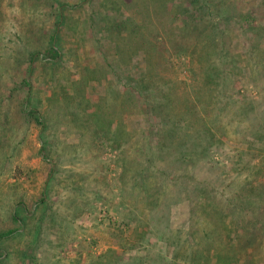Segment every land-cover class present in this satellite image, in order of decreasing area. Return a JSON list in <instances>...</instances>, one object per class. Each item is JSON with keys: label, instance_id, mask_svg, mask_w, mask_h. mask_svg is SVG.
<instances>
[{"label": "rangeland", "instance_id": "rangeland-1", "mask_svg": "<svg viewBox=\"0 0 264 264\" xmlns=\"http://www.w3.org/2000/svg\"><path fill=\"white\" fill-rule=\"evenodd\" d=\"M58 1H84L86 6L64 12L59 63L36 62L30 76V105L40 110L46 127L40 130L34 123L12 117L10 127L4 130L0 125V231L12 227L7 226L9 212L23 218L25 210H33V218L25 219L24 235L1 243L6 264H29L16 255L33 245L39 228L40 242L30 253L35 264H187L175 258V248L166 239L170 229L187 230V203L171 196L166 217H162L165 224L156 226L161 229L157 236L145 227L146 212L140 215L131 210L132 179L121 182L129 158L147 160L140 148L151 133L145 105L132 88L141 80H154L153 89L148 86L145 90L149 98L162 96L165 87L175 90L182 101H194L197 93L193 109L206 118L217 136L207 154L198 152L191 159L166 156L167 150L153 147L151 166L164 169L170 178L178 174L175 168L182 170L188 163L201 176L211 177L214 167L217 182L226 183L236 176L233 167L237 160L242 167L264 159V138L257 141L253 137L257 133L264 136V0H226L234 18L225 20L220 15L230 11L215 0L213 6H220L206 17L209 30L187 33L190 43L181 51L174 46L183 17L169 3L159 14L145 19L142 10L147 0ZM121 3L124 8L119 16L115 8ZM46 5L45 0H0V73L14 83L27 75L26 61L22 59L19 75L12 71L17 63L9 57L43 50L41 38L55 30L56 19ZM247 14L250 27L242 20ZM91 19L95 25L90 24ZM123 19L133 21L134 31L119 29L117 22ZM220 29L226 30L224 45L219 40ZM170 31L174 41L167 37ZM210 35L214 46L206 47ZM223 48L221 52L228 53L218 55ZM143 52L152 58L146 64V78ZM121 53L132 55L134 61L137 57L143 68L137 71L133 66L131 71ZM232 67L244 69L245 74L229 76ZM12 86L9 81L4 84L2 98ZM242 108L251 109L249 118L233 116ZM157 144L156 140L152 143ZM187 149V145L181 147V151ZM246 173L241 174L240 182ZM169 177L163 183L168 192ZM235 189L225 190L226 196ZM171 191L176 194L179 189ZM44 195L47 207L35 210V203ZM193 198L199 208L210 210L212 201L201 190ZM125 222L132 226L129 233V228L125 233L119 230L126 229ZM144 229L146 236L134 245ZM127 241L135 247L130 249Z\"/></svg>", "mask_w": 264, "mask_h": 264}, {"label": "trees", "instance_id": "trees-1", "mask_svg": "<svg viewBox=\"0 0 264 264\" xmlns=\"http://www.w3.org/2000/svg\"><path fill=\"white\" fill-rule=\"evenodd\" d=\"M214 1L147 0L143 2L142 13L145 19H150L154 15L153 13L159 14L165 4H171V9L177 15H182L183 17L180 37L177 38V46H174L175 50L181 51L187 48L184 47V44L187 45L190 43V37H187V33H197L201 28L203 31L209 30L210 22L206 17L212 11L218 10L220 6L219 4L213 6ZM219 2L230 11L229 14L224 16L220 15V19L225 20L228 17L234 18L231 15L232 9L229 2L226 0H219ZM45 3L51 9V15H54L56 19V27L51 36L46 34L45 37L43 36L41 38L40 44L43 50L26 51L21 53V55L16 53V56L11 55L9 57V60H14V63H17L16 67L12 68V65H9V68H12L14 72H18L19 75L21 72L20 69L23 66L22 59H24L26 61L27 75L17 78L18 82L14 83L6 79L8 77H5L6 74L4 72L0 73V125H2L4 130L6 127L8 128L12 125L13 120L11 119L10 121V117L14 120L26 121L28 124L34 123L40 130L45 129V122L40 115V110L36 106L30 105V96L33 92L30 76L34 71L36 62H46L48 64L59 63L61 52L58 49V39L62 32L64 12L68 10H79L86 6L84 1L66 4L67 2L64 1L45 0ZM121 6H123V3L115 8L119 16L122 15V9L124 8H121ZM125 9H127V12H130L129 8L125 7ZM246 17V20L242 19L244 26L247 25V27H250V21L252 22L250 20V14H247ZM125 19L122 22H117L119 29L129 28L134 31L133 21L132 23L129 20L124 22ZM229 20H226L227 24L231 22H227ZM94 22V19H91L90 24L95 25ZM225 31L224 29H220L218 33L219 40L223 45L225 44L224 38L227 35L224 33ZM167 37L174 41V36L171 31L167 33ZM192 40L193 38H191ZM213 44V35H210L207 42L208 46L206 47L210 45L214 46ZM225 49H221L218 55L225 56V53L228 52H221ZM120 52H122V48ZM122 56L126 59L124 62L127 63L128 61L130 70L133 66L137 71L143 68L140 67V60L137 61V57H135L136 61H134L133 56L130 54H122ZM143 57L145 59V64L143 62L145 67L143 69V75L146 78V74L149 72V67L146 64L150 65L152 58L148 53L144 52ZM222 59L220 60L221 63ZM229 59L228 61L233 58ZM132 60L134 62L130 63ZM232 68L228 74L229 76L245 74L244 69ZM8 81L13 86L9 90L8 95L2 98V89ZM139 82L134 84L132 89L137 91L139 96L138 101L145 105L143 111L146 114V121L149 124L151 133L143 141L144 147L141 146L140 148V150H143L141 152L148 156L147 160L139 161L137 157H131L123 173H121V182L123 184H126L124 180L132 179L129 186V195L133 198V207H131V210L140 215H144V212H146L145 227L158 236L160 235L161 229H159L160 227L157 229L156 226L165 224L162 217L164 216V212L167 211V205L170 203L169 199L171 200L172 197L179 196L181 203H187L188 205V228L186 231L170 229L167 231L166 238L168 245H173L175 248L174 256L176 259H180L181 262L187 264H264V180L260 181V178L264 175V159L261 158L255 164L242 167L238 166L237 160L233 167L236 176L226 181V183L219 180L217 182L214 174L218 170L214 167L210 169L212 171L210 173L211 177L206 175L201 176L198 174L195 175L191 167L193 164L188 163H186V166L182 170L178 167L175 168L178 174L170 178L164 169L151 166L152 159L155 156L153 154V147L161 148L162 151L167 150L165 153L166 156L173 157L176 155L183 159H191L190 157L195 153L198 155V152L207 154L211 150V145L217 136L209 128L206 123V118L199 115L193 109V104L196 101L195 98H199L197 93L194 95V101L193 99L182 101L183 97L177 94L175 90L165 87L162 91V96L157 99L155 97L149 98V96H146L145 90L148 86L153 89L154 80H141ZM156 82L158 81L156 80ZM250 111L251 109L247 110V108H242L241 111L235 114L233 113V116L239 117L240 120L246 117L249 118ZM150 116H153V118ZM261 126H264V122ZM218 134L222 136L223 132H218ZM253 137L257 141L264 138L259 133ZM217 139L219 140V138ZM155 140L158 142L157 146L152 145ZM183 145L189 146V150L181 151ZM43 150L44 148L40 149L42 152ZM245 171H248V173L243 176L240 182V176ZM167 177H169L168 180L171 184L169 192L165 190L163 184ZM257 180L258 182H256ZM233 186L236 189L228 198L225 190ZM175 188L179 189V192L176 193L178 195L171 191ZM196 190H201L203 197L212 201L208 212L199 208L197 202L194 201L193 193ZM221 190L223 191L220 192ZM134 193L135 197H133ZM44 197L45 195L40 197L39 201L35 203V207L38 205L35 210L47 207ZM26 211L24 213L23 210V218L15 211L8 213L7 226L10 225L12 227L9 226L10 228L0 231V264H6L7 260L6 251L2 248L1 243L13 238H21L24 235L25 219L29 220L33 218L31 214L33 210ZM133 212L130 211L128 214L131 216V220L135 222ZM123 225L126 229H119L120 232L125 233L129 228L127 230V233H129L130 227H132L130 226L131 224L125 222ZM134 229L137 230V227ZM40 234L41 229L39 228L37 229L36 239L30 247L31 249L28 248L23 252H17L16 256L18 259H24L29 264H35L30 253L34 251V246H37L38 242H40ZM146 234V230H142L133 244L136 245L139 241H142ZM126 244L130 249L135 247L134 245H130L131 242L127 241ZM242 257L244 258L242 259ZM93 264H97V262Z\"/></svg>", "mask_w": 264, "mask_h": 264}]
</instances>
